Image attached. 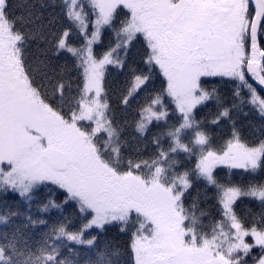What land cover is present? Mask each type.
I'll list each match as a JSON object with an SVG mask.
<instances>
[{"label":"snow or ice","instance_id":"6c2138e0","mask_svg":"<svg viewBox=\"0 0 264 264\" xmlns=\"http://www.w3.org/2000/svg\"><path fill=\"white\" fill-rule=\"evenodd\" d=\"M0 264H264V0H0Z\"/></svg>","mask_w":264,"mask_h":264},{"label":"trees","instance_id":"16d2710c","mask_svg":"<svg viewBox=\"0 0 264 264\" xmlns=\"http://www.w3.org/2000/svg\"><path fill=\"white\" fill-rule=\"evenodd\" d=\"M21 3L31 2V0H20Z\"/></svg>","mask_w":264,"mask_h":264}]
</instances>
